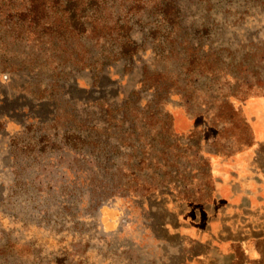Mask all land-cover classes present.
<instances>
[{"label":"rangeland","instance_id":"1","mask_svg":"<svg viewBox=\"0 0 264 264\" xmlns=\"http://www.w3.org/2000/svg\"><path fill=\"white\" fill-rule=\"evenodd\" d=\"M136 1L134 57L83 36V66L0 0V264H264V0ZM144 65L169 80L140 134L107 108L153 100Z\"/></svg>","mask_w":264,"mask_h":264},{"label":"trees","instance_id":"2","mask_svg":"<svg viewBox=\"0 0 264 264\" xmlns=\"http://www.w3.org/2000/svg\"><path fill=\"white\" fill-rule=\"evenodd\" d=\"M126 0H26L28 11L24 17L29 18L31 29L37 38L45 39L55 50L66 51L68 45L74 46L77 50L74 60L79 59L83 66L89 64L91 52L84 46V51L78 49V45H85L81 38L83 36L94 39L96 43L110 44L101 56L104 59H132L138 52V45L133 41L131 32L133 23L130 21V12L134 5L126 7ZM134 1V0H128ZM140 2L141 0H137ZM136 1V2H137ZM162 13V19L177 25V8L174 0H152ZM136 3L138 8L141 6ZM132 4V3H131ZM64 14L65 18L62 26L54 24L56 16ZM15 28V27H14ZM19 36H24L28 32L26 24H19L16 28ZM63 37H66L63 38ZM70 39V41H68ZM77 40V44L72 45L71 40ZM66 40V41H65ZM114 56V57H113ZM34 57L33 60H36ZM100 59V57H98ZM103 66V64H102ZM191 68H194L195 61L191 60ZM166 73L158 70L150 71L147 65L143 66V76L141 84L143 90L153 89V100L142 105L141 91L132 89L128 96L120 103L116 100L107 108V115L110 117L120 116L124 120L133 124V131L141 134L147 130V126L152 121L160 120L162 114L157 98L162 90L161 85L168 81ZM168 116V117H166ZM165 122H162L159 131H165L171 136L169 131L170 115L166 113ZM171 121V120H170ZM166 123V124H165ZM168 131V132H167ZM164 150H166L164 148ZM206 195V192L204 193ZM202 198V197H201ZM200 201V200H199Z\"/></svg>","mask_w":264,"mask_h":264}]
</instances>
